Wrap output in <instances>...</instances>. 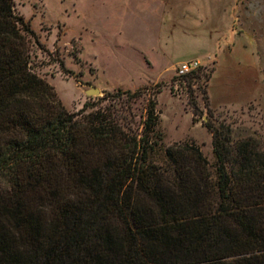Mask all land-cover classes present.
<instances>
[{
	"label": "trees",
	"instance_id": "trees-1",
	"mask_svg": "<svg viewBox=\"0 0 264 264\" xmlns=\"http://www.w3.org/2000/svg\"><path fill=\"white\" fill-rule=\"evenodd\" d=\"M31 38L0 0V264H264V139L205 123L214 171L193 141L157 163L162 83L71 112L32 70Z\"/></svg>",
	"mask_w": 264,
	"mask_h": 264
},
{
	"label": "rangeland",
	"instance_id": "rangeland-1",
	"mask_svg": "<svg viewBox=\"0 0 264 264\" xmlns=\"http://www.w3.org/2000/svg\"><path fill=\"white\" fill-rule=\"evenodd\" d=\"M128 1L14 0L15 12L35 31V38H31L32 70L54 86L66 108L78 111L105 92L134 93L146 87L151 93L162 83L161 91L155 94L156 129L162 140L151 154L157 163L164 161L166 146L193 141L214 171L212 138L205 123L229 125L236 137L256 135L264 139V110L256 105L239 110L222 107L212 113L205 109L203 96L213 60L207 52L202 53L209 46L192 39H163L154 27L157 21L141 5L128 12ZM181 50L195 57L208 76L200 77L191 87L175 77L182 57L178 55L168 66L162 55L173 56ZM88 85L97 87L99 94H86ZM191 101L199 108L196 113ZM132 106L139 114L144 99H136Z\"/></svg>",
	"mask_w": 264,
	"mask_h": 264
},
{
	"label": "crops",
	"instance_id": "crops-1",
	"mask_svg": "<svg viewBox=\"0 0 264 264\" xmlns=\"http://www.w3.org/2000/svg\"><path fill=\"white\" fill-rule=\"evenodd\" d=\"M136 5L157 21L163 39L209 46L202 55L213 60L206 88L212 110L249 104L264 110V0H129L126 10ZM172 54L162 53L168 66L178 55L196 60L182 50Z\"/></svg>",
	"mask_w": 264,
	"mask_h": 264
},
{
	"label": "built area",
	"instance_id": "built-area-1",
	"mask_svg": "<svg viewBox=\"0 0 264 264\" xmlns=\"http://www.w3.org/2000/svg\"><path fill=\"white\" fill-rule=\"evenodd\" d=\"M199 62L197 60H191V61H186L178 65L175 69L176 75H184L188 73L189 71L198 68Z\"/></svg>",
	"mask_w": 264,
	"mask_h": 264
},
{
	"label": "water",
	"instance_id": "water-1",
	"mask_svg": "<svg viewBox=\"0 0 264 264\" xmlns=\"http://www.w3.org/2000/svg\"><path fill=\"white\" fill-rule=\"evenodd\" d=\"M89 88L85 91L86 94H99V89L93 85H88Z\"/></svg>",
	"mask_w": 264,
	"mask_h": 264
}]
</instances>
